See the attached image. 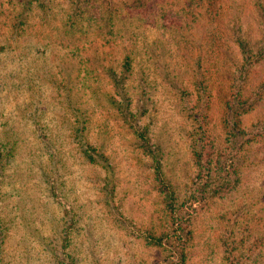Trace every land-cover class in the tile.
<instances>
[{"label":"rangeland","instance_id":"obj_1","mask_svg":"<svg viewBox=\"0 0 264 264\" xmlns=\"http://www.w3.org/2000/svg\"><path fill=\"white\" fill-rule=\"evenodd\" d=\"M0 264H264V0H0Z\"/></svg>","mask_w":264,"mask_h":264},{"label":"trees","instance_id":"obj_2","mask_svg":"<svg viewBox=\"0 0 264 264\" xmlns=\"http://www.w3.org/2000/svg\"><path fill=\"white\" fill-rule=\"evenodd\" d=\"M80 6V5H78ZM24 20L22 18H15V25H14V30L13 32H17L19 31V29L24 25ZM238 42H239V45H243L244 43L242 42V40H240V38L238 39ZM244 47V45H243ZM129 63H127V66L128 67ZM196 84H197V88L199 90V93H201L202 95V90H203V84H204V79L203 80H199V77H196ZM113 80L115 82V85L118 89V92L120 93V95L122 96V98L124 99V101L122 103H119L117 102L115 99H111V102L114 103L113 105L119 109V110H122V111H126V114H128V110H129V100H128V97H126V93L124 91V87H123V82H124V76L123 77H119L117 75H114L113 76ZM202 98V96H201ZM127 101V102H125ZM234 108V107H233ZM235 112H238V109H235ZM234 112V113H235ZM124 114V116L126 115ZM232 119H238L237 117L236 118H232ZM246 134H248V132H246ZM244 133L243 130H238L236 132H233L232 135L235 137V138H238L240 137L241 135H246ZM146 145V144H144ZM81 149H82V152L84 154V156L89 159L90 161L94 162V163H100V158L102 157L100 155V153L97 151V149L95 147H93L86 138H81ZM6 156H8V158L10 157H13V148L10 147L9 150L6 151ZM197 157L198 158H201V153H197Z\"/></svg>","mask_w":264,"mask_h":264}]
</instances>
